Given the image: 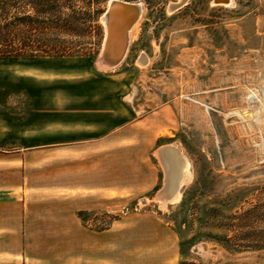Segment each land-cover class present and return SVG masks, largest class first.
I'll list each match as a JSON object with an SVG mask.
<instances>
[{"label":"rangeland","instance_id":"1","mask_svg":"<svg viewBox=\"0 0 264 264\" xmlns=\"http://www.w3.org/2000/svg\"><path fill=\"white\" fill-rule=\"evenodd\" d=\"M110 1L98 35L60 37L69 56L0 58V186H23L31 217L68 229L56 254L69 253L73 264H264L261 130L228 115L249 108L264 117V0H187L176 10L181 0H125L140 3L143 16L123 62L102 70ZM87 2L73 3L84 23ZM57 97L81 121L65 138L52 122L36 129ZM102 103L121 120L103 128ZM99 126L123 128L101 143ZM164 146L189 163L178 199L167 204L157 199L166 186L156 155ZM16 192L0 198L19 203Z\"/></svg>","mask_w":264,"mask_h":264},{"label":"crops","instance_id":"2","mask_svg":"<svg viewBox=\"0 0 264 264\" xmlns=\"http://www.w3.org/2000/svg\"><path fill=\"white\" fill-rule=\"evenodd\" d=\"M35 58V57H33ZM64 58V57H63ZM61 69L55 68L53 69L55 74H60ZM32 89H35L36 91H32L33 95H39L40 87L33 85ZM108 92H101V96H99V99L103 101V99L107 100L110 98ZM34 97V96H33ZM27 98V97H26ZM25 97L22 99L26 100ZM28 99V98H27ZM41 99L38 97V101ZM59 101H50V107L52 109V114H48L45 111H43L44 117L42 119H38L37 127L36 129L41 130L45 129L46 126H49V122H52L53 128L56 131V135L58 138H65L66 131L69 133L73 129V124L81 121H77V119L73 118L72 109L69 107L68 109L66 106H62L60 102V97L55 98ZM32 101V98H30V103ZM25 102V101H24ZM38 107L39 102L37 103ZM106 104L104 107L103 105ZM102 103L100 109L103 110L100 113V121H103L100 123V125L104 127L105 122H111L113 124H116L121 120L119 117V114H113L110 113V109L108 108L107 103ZM104 108V109H103ZM41 109H46L45 102L44 106H41ZM49 109V108H48ZM47 115V116H46ZM84 117L86 114H83ZM92 116V114H89ZM89 116V117H90ZM111 116V117H110ZM42 125V126H41ZM43 127V128H42ZM112 127H107L106 129L100 130L96 129L98 138H95L96 141H100L101 143L109 141L113 138L115 134H117L119 131H121V128L112 129ZM83 130V129H81ZM85 130V138H92L93 136V130L90 129V132H86ZM88 133V135H87ZM90 133V135H89ZM22 134L30 135L31 132H24ZM56 136V137H57ZM67 137L72 138L71 134H67ZM78 137V136H76ZM27 147H32L34 145L30 144H24ZM63 145L62 143L57 144V146ZM15 155H9L4 156L6 158H13ZM8 159V160H9ZM18 189H21V198L20 201L23 198V196L26 195L27 192H25V189L23 186L20 188L17 186V184H4L0 186V194L4 195H10L15 196L14 194H17L16 192ZM3 191V192H1ZM7 200L8 202H2L0 203V208L5 209V213L0 214V264H73L78 263L76 258L70 257V254L66 255V253L56 254V252L59 251L58 244L55 245V243L59 240L66 242L68 238L71 237V234L68 233V229L65 230V232H62L61 230L56 229L54 227V222L52 220L42 218L37 219L30 216L29 212V206L26 202H19V203H11V199H14V197H7V198H0V200ZM16 207V210L12 213H8L7 208ZM6 243H18V245L15 246H9L6 247ZM2 244H4V250H2ZM43 250V253H42ZM65 251V249H64ZM85 261V259H83ZM82 260V264H84V261Z\"/></svg>","mask_w":264,"mask_h":264},{"label":"trees","instance_id":"3","mask_svg":"<svg viewBox=\"0 0 264 264\" xmlns=\"http://www.w3.org/2000/svg\"><path fill=\"white\" fill-rule=\"evenodd\" d=\"M61 1L0 0V58L69 56L65 42L59 40L62 35L100 31L97 19L106 0H88L90 19L85 23L73 12L76 0Z\"/></svg>","mask_w":264,"mask_h":264},{"label":"water","instance_id":"4","mask_svg":"<svg viewBox=\"0 0 264 264\" xmlns=\"http://www.w3.org/2000/svg\"><path fill=\"white\" fill-rule=\"evenodd\" d=\"M222 1L228 2V0ZM224 2L214 0V3L217 5L223 4ZM183 3L184 0L181 4ZM181 4L178 5L180 6L179 8L184 6ZM141 15L142 6L140 3L125 0L110 1L108 9L104 15L106 37L98 62L112 67L117 66V64L119 65V63L123 61L130 42L129 34L139 21ZM115 50L118 51H116L115 55L111 56L112 51L114 52ZM170 148L177 151L173 146ZM163 149L164 147L161 148V150ZM180 175L181 174L178 176ZM174 185L176 188L177 186L178 188L180 187L177 181L174 183Z\"/></svg>","mask_w":264,"mask_h":264},{"label":"bare ground","instance_id":"5","mask_svg":"<svg viewBox=\"0 0 264 264\" xmlns=\"http://www.w3.org/2000/svg\"><path fill=\"white\" fill-rule=\"evenodd\" d=\"M219 2H224L222 0H218ZM183 2V0H181L180 2L176 3L174 8L175 10L178 9L180 6H178L179 4H181ZM187 2V0H184V3L181 4V5H185ZM233 2V0H228V2H224L223 4L229 6L231 5ZM224 5V6H225ZM178 6V8H177ZM172 8V7H171ZM171 10V9H170ZM143 16V15H142ZM139 23V22H138ZM138 23L133 27V29L138 26ZM105 24V22H104ZM133 29L131 30L130 34H129V38H130V41H131V38H132V31ZM136 29V28H135ZM134 32V31H133ZM129 46H130V42H129ZM129 46L127 48V51L125 53V57L128 53V50H129ZM116 51L118 50H115L114 52L112 51L111 53V56L115 55L116 54ZM124 57V59H125ZM123 59V60H124ZM123 62V61H122ZM121 62V63H122ZM119 63V64H121ZM97 65L99 66L100 69L102 70H111L115 67L118 66H112V67H109L108 65H105V64H101V62H98ZM250 89V93L249 94H257L258 95V92H257V88H249ZM251 94V95H252ZM250 95V96H251ZM248 98V97H247ZM247 100V99H246ZM264 103V102H263ZM250 104V103H249ZM251 106V105H250ZM261 107V106H260ZM259 107V108H260ZM264 107V106H263ZM249 108H245L243 110L239 109V108H235L234 110L230 111L229 114H239V118L242 119L244 121V123L246 124H249L250 125H253L252 122L253 120H256L259 124H257V128H258V131L259 129L261 130L259 133L261 136V139H262V143L260 144V148L262 149L260 154L261 155H264V117L261 115L259 116L257 119H254L253 116H251V114L249 113ZM253 110V109H252ZM258 110V109H257ZM256 111V109H255ZM254 112V111H253ZM250 114V115H249ZM236 120V119H235ZM255 121V122H256ZM246 124H244V127L247 126ZM254 126V125H253ZM256 127V125H255ZM254 127V128H255ZM254 128L251 126V129L254 130ZM256 137V136H255ZM258 139V138H257ZM259 141V140H258ZM258 143V142H256ZM170 147L172 146H164V149L163 150H158L156 152V155L158 156V158L160 159V161L162 162V164L164 165V168L166 169V186L163 190H161L157 196V199L163 203V204H167L168 202H173L175 200L178 199V193H179V189L182 187V184L184 183V179L186 178V176L188 175V171H189V163L188 161L186 160V158L184 156H182V153L180 152L181 150H179L178 148H176L175 146V149L177 151H175L174 149H171ZM178 152V153H177ZM264 160V159H263ZM167 163V164H166ZM168 165V166H167ZM179 174H181L180 176H178ZM178 182V185L180 186L178 188L175 187L174 183L175 182ZM156 201V200H155Z\"/></svg>","mask_w":264,"mask_h":264}]
</instances>
